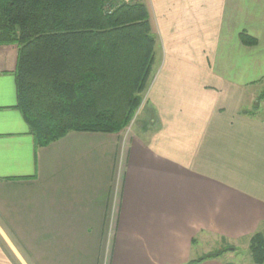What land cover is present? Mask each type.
Instances as JSON below:
<instances>
[{
    "label": "crops",
    "instance_id": "crops-1",
    "mask_svg": "<svg viewBox=\"0 0 264 264\" xmlns=\"http://www.w3.org/2000/svg\"><path fill=\"white\" fill-rule=\"evenodd\" d=\"M131 1L157 57L128 131L37 147L0 45V264H190L202 236L264 237V0Z\"/></svg>",
    "mask_w": 264,
    "mask_h": 264
},
{
    "label": "trees",
    "instance_id": "trees-1",
    "mask_svg": "<svg viewBox=\"0 0 264 264\" xmlns=\"http://www.w3.org/2000/svg\"><path fill=\"white\" fill-rule=\"evenodd\" d=\"M0 45L17 47L16 108L35 145L46 147L71 131H124L150 84L156 40L139 2L0 0ZM248 252L264 264L260 233Z\"/></svg>",
    "mask_w": 264,
    "mask_h": 264
},
{
    "label": "rangeland",
    "instance_id": "rangeland-1",
    "mask_svg": "<svg viewBox=\"0 0 264 264\" xmlns=\"http://www.w3.org/2000/svg\"><path fill=\"white\" fill-rule=\"evenodd\" d=\"M155 53L157 55V51ZM156 55H154V58L157 57ZM256 89H259V88H256ZM143 102H144V99H143ZM143 102H142V105L140 106V108L138 109V111L136 112L135 117L131 121V124L125 129V131L126 130L128 131L129 129H132V128H136V125H138V123L141 121V119L143 117V113H142ZM228 248H230V247H225L219 241L216 242L210 236H207V237L202 236L201 238L198 239L197 243L193 247V256H196L195 255L196 253L199 256H202L203 254H206V252L209 255L211 253H216V252L222 251L224 249H227L221 255H219L221 260L226 261L230 264H238V261L240 259H245L247 261H251L250 256H249V252L247 249H245L243 247H238V248H236L235 251L232 250L233 251L232 252ZM107 264H108V262H107Z\"/></svg>",
    "mask_w": 264,
    "mask_h": 264
},
{
    "label": "water",
    "instance_id": "water-1",
    "mask_svg": "<svg viewBox=\"0 0 264 264\" xmlns=\"http://www.w3.org/2000/svg\"><path fill=\"white\" fill-rule=\"evenodd\" d=\"M229 250H233V248H228ZM223 251V250H222ZM222 251H219V252H216L214 255H219V254H222Z\"/></svg>",
    "mask_w": 264,
    "mask_h": 264
},
{
    "label": "built area",
    "instance_id": "built-area-1",
    "mask_svg": "<svg viewBox=\"0 0 264 264\" xmlns=\"http://www.w3.org/2000/svg\"><path fill=\"white\" fill-rule=\"evenodd\" d=\"M103 264H107V261L105 260Z\"/></svg>",
    "mask_w": 264,
    "mask_h": 264
}]
</instances>
